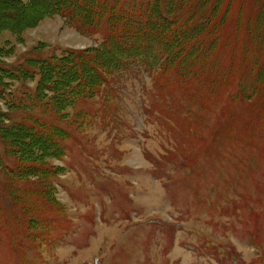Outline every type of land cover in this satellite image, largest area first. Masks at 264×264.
<instances>
[{
  "label": "rangeland",
  "instance_id": "rangeland-1",
  "mask_svg": "<svg viewBox=\"0 0 264 264\" xmlns=\"http://www.w3.org/2000/svg\"><path fill=\"white\" fill-rule=\"evenodd\" d=\"M245 2L246 14L255 15L254 3ZM21 37L20 43L10 32L2 35L15 45L7 62L37 47L47 56L100 43L99 36L85 37L58 16ZM238 40L239 46L216 53L227 72L218 89L208 95L207 85L193 87L210 105L193 111L207 121L201 143L182 133L196 125L195 117L181 128L169 119L176 127L168 129L144 114L143 82L128 83L119 105L122 124L103 125L97 117L84 134L91 139L88 150L69 144L67 156L53 161L64 168L56 181L61 219L70 221L64 238L54 245L39 237L35 244L26 240L22 254L0 232V264H264V97L252 107L228 102L231 90L223 84L236 81L234 86L252 67L243 56L246 36ZM189 145L191 159L183 161Z\"/></svg>",
  "mask_w": 264,
  "mask_h": 264
},
{
  "label": "trees",
  "instance_id": "trees-1",
  "mask_svg": "<svg viewBox=\"0 0 264 264\" xmlns=\"http://www.w3.org/2000/svg\"><path fill=\"white\" fill-rule=\"evenodd\" d=\"M251 2L255 15L246 14L245 0L238 6L235 0H7L0 4V17L10 19L0 22V232L11 245L23 254L26 240L35 244L39 237L54 245L64 238L70 221L61 219L64 210L56 197V181L64 168L53 161L67 156L69 144L87 151L85 142L91 139L84 134L97 117L103 118V125L109 120L122 124L119 105L128 83L143 82L144 114L168 129L175 131L195 117L197 126L191 122L182 133L202 142L207 121L193 111L210 110V105L193 87L203 84L209 88L206 94L215 92L227 74L216 53L239 46L242 34L247 38L242 43L244 61H251L252 67L244 69L247 73L234 86L236 81L223 83L225 91L231 90L227 101L239 99L252 107L263 99L264 0ZM56 16L85 37L99 36L100 43L47 56L37 47L16 62H7L15 45L3 41L5 32L21 43L26 30ZM234 69L232 63L228 71ZM92 105L98 108L90 109ZM192 147L182 150L183 161L191 159ZM59 222L65 227L56 226ZM54 231L63 235L55 238Z\"/></svg>",
  "mask_w": 264,
  "mask_h": 264
}]
</instances>
